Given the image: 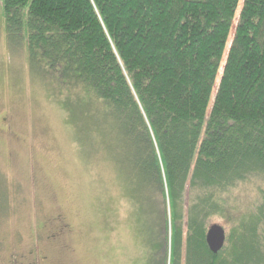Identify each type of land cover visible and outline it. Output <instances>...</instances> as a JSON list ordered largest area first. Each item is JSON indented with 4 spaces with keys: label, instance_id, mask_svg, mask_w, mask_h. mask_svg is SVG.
I'll list each match as a JSON object with an SVG mask.
<instances>
[{
    "label": "trees",
    "instance_id": "trees-1",
    "mask_svg": "<svg viewBox=\"0 0 264 264\" xmlns=\"http://www.w3.org/2000/svg\"><path fill=\"white\" fill-rule=\"evenodd\" d=\"M0 35L157 227L151 264H264V0H0Z\"/></svg>",
    "mask_w": 264,
    "mask_h": 264
},
{
    "label": "rangeland",
    "instance_id": "rangeland-1",
    "mask_svg": "<svg viewBox=\"0 0 264 264\" xmlns=\"http://www.w3.org/2000/svg\"><path fill=\"white\" fill-rule=\"evenodd\" d=\"M14 50L0 35V264H151V223L137 221L102 157L86 165L71 104Z\"/></svg>",
    "mask_w": 264,
    "mask_h": 264
},
{
    "label": "water",
    "instance_id": "water-1",
    "mask_svg": "<svg viewBox=\"0 0 264 264\" xmlns=\"http://www.w3.org/2000/svg\"><path fill=\"white\" fill-rule=\"evenodd\" d=\"M225 242V230L219 225L211 226L206 235V243L209 250L213 254H218L224 248Z\"/></svg>",
    "mask_w": 264,
    "mask_h": 264
}]
</instances>
